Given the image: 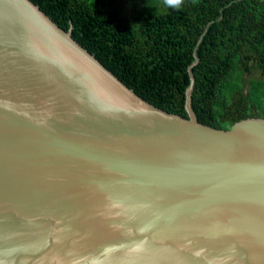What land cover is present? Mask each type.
I'll return each instance as SVG.
<instances>
[{
	"label": "water",
	"instance_id": "obj_1",
	"mask_svg": "<svg viewBox=\"0 0 264 264\" xmlns=\"http://www.w3.org/2000/svg\"><path fill=\"white\" fill-rule=\"evenodd\" d=\"M129 90L0 0V264H264V119L218 130Z\"/></svg>",
	"mask_w": 264,
	"mask_h": 264
},
{
	"label": "trees",
	"instance_id": "obj_2",
	"mask_svg": "<svg viewBox=\"0 0 264 264\" xmlns=\"http://www.w3.org/2000/svg\"><path fill=\"white\" fill-rule=\"evenodd\" d=\"M149 105L227 130L264 119V0H29Z\"/></svg>",
	"mask_w": 264,
	"mask_h": 264
},
{
	"label": "clouds",
	"instance_id": "obj_3",
	"mask_svg": "<svg viewBox=\"0 0 264 264\" xmlns=\"http://www.w3.org/2000/svg\"><path fill=\"white\" fill-rule=\"evenodd\" d=\"M184 3V0H163L164 6L171 9H179Z\"/></svg>",
	"mask_w": 264,
	"mask_h": 264
}]
</instances>
